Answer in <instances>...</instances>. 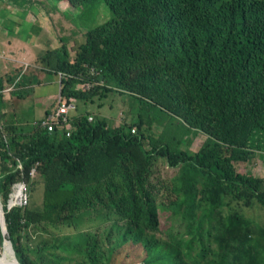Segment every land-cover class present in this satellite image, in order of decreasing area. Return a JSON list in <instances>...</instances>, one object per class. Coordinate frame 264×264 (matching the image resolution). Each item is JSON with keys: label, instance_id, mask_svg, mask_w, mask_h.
<instances>
[{"label": "trees", "instance_id": "trees-1", "mask_svg": "<svg viewBox=\"0 0 264 264\" xmlns=\"http://www.w3.org/2000/svg\"><path fill=\"white\" fill-rule=\"evenodd\" d=\"M54 1L88 28L75 53L59 37L41 58V70L63 75L57 98L73 104L69 135L13 125L1 92L16 77L0 78L2 201L14 182H30L31 168L29 191L44 193V208L5 212L19 263L69 264L73 255L71 264H109L116 249L141 244L139 264H264V227L246 212L264 209V179L237 170L264 154V0ZM112 94L129 101L130 119L111 125L77 110L75 101L101 108ZM198 133L205 139L192 153ZM160 210L171 219L156 239ZM43 224L48 235L93 227L24 246L23 232Z\"/></svg>", "mask_w": 264, "mask_h": 264}, {"label": "rangeland", "instance_id": "rangeland-1", "mask_svg": "<svg viewBox=\"0 0 264 264\" xmlns=\"http://www.w3.org/2000/svg\"><path fill=\"white\" fill-rule=\"evenodd\" d=\"M12 1L15 3H11L10 0H0V76L3 73H14L20 69L22 65L24 74L21 78L24 79L28 75L30 77L36 75V77H34L36 81H29L26 84L19 83L18 85L16 82L13 89L5 93V98L10 96L11 100H13V97L16 95H11L12 93H9L21 92L22 96L17 94V97L13 100H17V110L14 102H10L9 100L5 102L3 112L7 116L5 111H7L8 106H12L13 109L17 111L14 113L13 117L18 116L19 120L23 122L18 125V127L26 128L27 126L34 125L35 120L40 118V113L44 115L45 111L50 112L58 100L59 75L56 72L47 73L45 69L41 70V58L43 56L47 57L48 53L46 54V52H50L51 49L61 45L58 41L59 37H65L63 43L69 41L68 47L71 48V52L75 53L78 45L84 41L88 28L84 26V22L76 19L74 21L71 20L72 14L76 13V9L70 7L66 9V6H70L66 1H63V7L56 3L57 6L55 9L50 8L53 7L51 5L56 2L54 0ZM64 11L69 12V17L65 14L63 15ZM105 11L100 7L98 14L99 21L104 20ZM92 24L94 23H90L89 26ZM43 64L47 65V62H43ZM75 104H77V110L80 111V113L85 110L91 111L96 114L98 119H105L111 125L118 124L124 120L123 118L130 119L131 117L129 101L125 99V97L116 94H112L109 102L101 108H98V102L93 105H84L82 102L75 101ZM151 116H155L156 118L159 116L158 110L154 107L151 109ZM165 117L167 120L171 118L170 116ZM6 118L11 120L10 118L12 117ZM203 140L204 136L198 134L190 145V151L195 153L197 149L200 148ZM237 170L241 174H250L264 179V154L262 156H255L248 162L238 164ZM29 196H31L32 200L29 199ZM43 196L42 186L39 190L37 186H32L28 194V205H31V208H36L38 207L36 205L40 203L44 208ZM156 202L160 203L158 197L156 198ZM45 212L49 213L50 210H45ZM246 212H248V217L250 219L264 227V209L257 205V207L251 208ZM36 213L40 214L38 211ZM50 215L52 217V213H50ZM43 216L44 215H39L37 219H39L40 222L49 221L48 217L45 218ZM170 217L167 210H160L158 218L159 227L156 232L154 231L150 234L154 235L156 239L164 238L165 232L170 225ZM38 226L40 227L39 230L36 228H28L24 232L22 231L26 235L25 239L21 240L24 246L34 248V245H36L40 239L50 240L57 237L63 239V237H66V235L70 233L65 227L53 229L49 235L46 233L42 234L41 228L50 229L51 225L43 224ZM27 235L29 238H27ZM52 241L53 240H51V243H53ZM3 252L4 248L0 243V255H2ZM56 253H58V251ZM145 255V251L141 244H126L122 246V248L115 250L114 254L110 256L109 264H139L143 261ZM14 257L17 261L16 252H14ZM72 258L73 255L69 264L72 263Z\"/></svg>", "mask_w": 264, "mask_h": 264}, {"label": "clouds", "instance_id": "clouds-1", "mask_svg": "<svg viewBox=\"0 0 264 264\" xmlns=\"http://www.w3.org/2000/svg\"><path fill=\"white\" fill-rule=\"evenodd\" d=\"M251 1V0H250ZM20 71L19 72H14V73H3L1 76H0V78H3V79H5L7 76H8V74H12V75H14L16 78L14 79V81L11 83V84H9L8 85V87L7 88H5L1 93H2V100H3V103L4 102H8L9 101V99H10V96H8L7 98H5V93H7V92H9V91H11L12 89H13V87L15 86V83L16 82H19V83H21V76L24 74V70H23V68H22V65H21V68L19 69ZM58 75H59V80H58V92L60 91V83H61V80H62V78H63V75L61 74V73H58ZM93 83L94 82H91V81H88V82H84V83H82V84H80V86H82L83 84V87H91L92 85H93ZM96 84H98V83H96ZM79 86V85H78ZM77 86V87H78ZM57 92V93H58ZM12 93V94H11ZM9 94H11V95H17L18 93L17 92H10ZM116 95H119V94H116ZM120 96V95H119ZM59 101H62L61 99H59V97H58V100H57V104H56V106L58 105V103H59ZM64 101V100H63ZM73 105V104H72ZM3 107H4V105H3ZM55 109H56V107H55ZM55 109H54V111H55ZM72 110V109H71ZM4 109L2 108V111H1V114H4ZM54 111H51L49 114H51V113H53ZM49 114H47V115H43L42 116V118H40L38 121H36V122H34V125L33 126H36V125H39L40 126V128L41 129H44L46 132H47V130L45 129V128H43V127H41V122L43 121V119L46 117V116H48ZM63 130V129H62ZM62 130H55V132H59L60 133V131H62ZM64 131V130H63ZM49 133V132H48ZM54 133V132H53ZM53 133H50V134H53ZM131 133L132 134H134L135 133V129H132L131 130ZM198 134H201V133H198ZM197 134V135H198ZM203 135V134H202ZM66 136V135H65ZM204 136V135H203ZM196 138V137H195ZM194 138V139H195ZM204 139H205V136H204ZM204 141V140H203ZM203 143V142H202ZM202 145V144H201ZM201 147V146H200ZM199 149H197V151H198ZM16 169H18V170H22V167H21V165H20V163L17 161V163H16ZM34 176H35V169L34 168H31V170H30V172H29V177H30V182H31V180L34 178ZM21 182H24L25 184H26V187H27V196H28V194L30 193V191H29V183L30 182H26L25 180H18V181H16V182H14L12 185H11V188H10V191H9V193H8V197H7V199H6V201L3 203V201H2V198H1V194H0V202H1V204H2V210H3V213H4V220H5V212H8V211H10V210H12L13 208H25V207H27L28 206V202H27V204L25 205V206H22V207H20V206H13V207H11V208H8V206H7V204H8V200L10 199V197H13L14 195H17V193H18V191H19V183H21ZM17 184V190L14 188V189H12L13 188V186L14 185H16ZM5 225H6V222H5ZM93 226H91V225H81V226H77V225H73V224H71L70 226H67L66 228L68 229V231H70V233H68L67 235H66V237H71V236H75V237H77V236H83V235H85L91 228H92ZM6 231H7V229H6ZM8 234V233H7ZM9 236V235H8ZM0 237H1V235H0ZM10 239V238H9ZM10 242H11V240H10ZM0 243L2 244V239H1V241H0ZM11 246H12V250H13V252H16V250L14 249V247H13V245H12V243H11ZM4 253V252H3ZM1 256V255H0ZM17 258H18V256H17ZM17 262L19 263V260L17 259ZM20 264V263H19Z\"/></svg>", "mask_w": 264, "mask_h": 264}, {"label": "built area", "instance_id": "built-area-1", "mask_svg": "<svg viewBox=\"0 0 264 264\" xmlns=\"http://www.w3.org/2000/svg\"><path fill=\"white\" fill-rule=\"evenodd\" d=\"M61 99V98H59ZM73 108L72 104H66L65 101H59L56 109L53 113L46 116L41 122V127L45 128L47 132L53 133L55 130H64L65 135H69V125L67 121V115L70 109ZM17 190V184L12 189ZM28 202L27 187L24 182L19 183V191L17 195L10 197L8 200V208L13 206H25Z\"/></svg>", "mask_w": 264, "mask_h": 264}, {"label": "water", "instance_id": "water-1", "mask_svg": "<svg viewBox=\"0 0 264 264\" xmlns=\"http://www.w3.org/2000/svg\"><path fill=\"white\" fill-rule=\"evenodd\" d=\"M0 235H1V239H2V246L4 248V253L1 256H5L7 261L10 260L11 262H15V264H19L14 257V252L12 250L11 242H10L9 236L7 234V231H6L4 213L2 210L1 202H0ZM5 246H7L9 249L8 254H5Z\"/></svg>", "mask_w": 264, "mask_h": 264}, {"label": "crops", "instance_id": "crops-1", "mask_svg": "<svg viewBox=\"0 0 264 264\" xmlns=\"http://www.w3.org/2000/svg\"><path fill=\"white\" fill-rule=\"evenodd\" d=\"M16 97H17V95L13 97V100H14ZM20 97H21V96H20ZM9 100H10V102H14V105H15L16 110H17V100L13 101V100H11V98H10ZM3 105H5V102L3 103ZM5 112L7 113V116H6V117H12V118H13V119H12V122H15L16 125H17V123H18V124H22V123H23V122H21V121L19 120L18 116L13 117L14 113H16L17 111H15V110L13 109L12 106H8L7 111H5ZM42 116H43L42 113H40V118H42ZM40 118H39V119H40ZM39 119L35 120V122L38 121Z\"/></svg>", "mask_w": 264, "mask_h": 264}, {"label": "bare ground", "instance_id": "bare-ground-1", "mask_svg": "<svg viewBox=\"0 0 264 264\" xmlns=\"http://www.w3.org/2000/svg\"><path fill=\"white\" fill-rule=\"evenodd\" d=\"M8 253H9V249L7 246H5V254ZM0 264H15V262H11L10 260L7 261L5 256H0Z\"/></svg>", "mask_w": 264, "mask_h": 264}]
</instances>
